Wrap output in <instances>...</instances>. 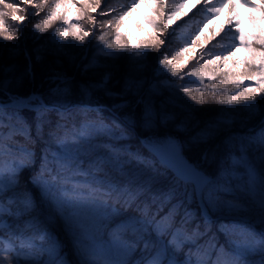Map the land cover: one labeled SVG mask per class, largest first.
<instances>
[{
	"label": "snow or ice",
	"instance_id": "obj_1",
	"mask_svg": "<svg viewBox=\"0 0 264 264\" xmlns=\"http://www.w3.org/2000/svg\"><path fill=\"white\" fill-rule=\"evenodd\" d=\"M189 0H127L126 4L119 7L106 6L101 9V0H0V38L7 41L19 39V33L24 30V22L29 20L31 11V26L33 32L44 33L56 21L61 22L52 33L53 38L67 39L69 36L83 43L86 38L93 37L97 42L100 52L107 57H119L126 51H130V58L136 62V71H142L144 60L148 51L159 52L165 45L163 33L166 32L180 16L187 15ZM199 8L201 20L190 19L180 29L181 46L169 56L161 52L157 58L158 67L156 75L171 73L177 79L175 81H162L164 87L176 92L186 94L192 101L199 104L206 103L205 93H211L216 97L219 89L227 83L239 80L235 86L240 88L236 94L231 90L219 96L221 102L229 105L244 103L245 111L250 116L258 110L254 102L257 95H264V0H196L192 8ZM140 7L150 9V14L143 17V21L137 24L138 28L146 21L154 30L149 33L147 39L133 43L123 38L122 27L132 14ZM76 9L72 18L70 9ZM47 9V11H46ZM227 9V15L223 24L213 33L211 39L220 36L221 42L213 47L223 51L205 52L203 49L197 54V63L184 73L181 67L173 64V61L188 51L191 45H195L203 34V29L208 23L219 19L221 13ZM44 13L41 17L40 14ZM98 16L109 17L98 20ZM38 18V19H36ZM9 21L15 22L10 24ZM196 24V32L184 33ZM87 25V27H85ZM66 26V27H65ZM246 29H251L247 31ZM228 40V44L222 41ZM58 47L63 50L65 45L57 41ZM255 45H259L256 47ZM7 47V46H5ZM15 51L19 45L11 46ZM246 51L243 59H234L237 52ZM114 50V51H110ZM207 56V59L204 57ZM37 55V59H39ZM203 60V63L200 61ZM229 61L232 66L229 67ZM206 65H215L218 69L223 66L224 77L219 83L205 85L203 69ZM88 67H101L98 62H93ZM242 67L243 71H236ZM183 73V74H182ZM213 73L207 76L209 82L213 81ZM185 76L196 78L191 83L200 86L192 87L185 82ZM61 77L57 74L56 79ZM110 78L109 73H104L97 86L106 84ZM243 81H254V84L243 85ZM161 84H151L149 91L158 93ZM144 86V80L130 78L126 82V89L139 91ZM65 90L57 88L54 92L59 95ZM173 102L172 98L168 103ZM252 102V103H245ZM33 101L28 100L24 107L31 108ZM22 98L16 97L11 107L19 109ZM63 106V105H61ZM38 134L42 132L46 113L56 110V104L51 106L37 105ZM85 110V116L87 117ZM59 121L55 128L49 132L59 147V151L52 153L53 159H49V152L45 150L39 173L33 177V184L38 186L56 210V213L65 220L72 232L78 264H131L130 257L138 250L142 257L137 264H193L191 250L188 257L180 259V253L184 246L193 241L199 234V228L189 233L186 228H173L178 209L173 206L164 217L150 216L147 206L142 210L141 218L130 217L116 223L105 239L104 233L108 227L107 221L115 215V209L111 213L107 209L110 202L121 200L126 206L135 204L138 191L133 190L136 183L134 178L127 182H121L109 177L106 166L120 167L122 149L115 145H105L108 156L97 160H89L87 169L83 168L86 157H90L97 145L94 141L100 131L112 133V127L104 125L102 121L85 119L77 129L73 126L72 134L66 129L69 113H58ZM146 119L168 122L176 118V113L168 108L157 112L149 102L145 107ZM13 119L15 122L13 123ZM8 121V123L5 122ZM228 121H225L227 123ZM118 127V126H115ZM7 129V132L4 130ZM61 129L65 130L63 136L59 135ZM30 128L23 117L18 114L9 115L5 107L0 106V264H69L62 255L61 245L48 229L44 228L39 219L33 215L36 211V201L27 191H20V173L30 166L34 160V152L23 145H18L19 155L13 153L11 147L5 143L14 137L24 136L31 139ZM127 134L125 129L119 130V136ZM210 133L208 131L198 134L193 140L204 139ZM168 150L173 154L176 145L169 142ZM12 156L5 164L3 156ZM229 163L224 168L223 174L242 184V191L247 200H233L228 202V207L233 210L244 209L258 213L264 222V126L259 130H253L248 135L240 138L239 147L230 152ZM122 172V169H121ZM103 173V176L97 175ZM77 176L92 177V179L77 180ZM179 180L191 183L194 192L202 199L206 194L210 197V189L213 181L206 175L195 169H184L178 173ZM213 201L209 199V203ZM184 224L188 223L187 217ZM226 228L228 226H225ZM238 232L243 238L238 246V251L215 249V259L209 253H200L197 249L196 264H250L247 257L259 252L262 256L260 264H264V232H255L245 226H235L229 229ZM155 234V238H153ZM170 235L171 239H165ZM141 243L143 247L140 248Z\"/></svg>",
	"mask_w": 264,
	"mask_h": 264
},
{
	"label": "trees",
	"instance_id": "obj_2",
	"mask_svg": "<svg viewBox=\"0 0 264 264\" xmlns=\"http://www.w3.org/2000/svg\"><path fill=\"white\" fill-rule=\"evenodd\" d=\"M49 2L51 3L52 0H49ZM105 2H108V6L119 7L121 4H126L127 0L126 2L121 1L119 5H116L112 0H101V6ZM191 2L195 4L196 0H191ZM199 8V5L196 8H191V11L170 29L173 33L168 49L165 50L169 56L181 46L180 29L190 19H202ZM75 13V8L70 9L73 19ZM136 14L138 21L141 22L145 15L150 14V9L140 7L136 10ZM223 15H227V9H225ZM40 16L43 17L44 13H41ZM108 18L104 16L97 17L98 20ZM224 20L220 18L208 23L196 44L205 41L208 50L206 52L223 51V49L214 48L213 46L221 42V36L224 34L221 33L215 39H211V37L219 26L224 23ZM31 22H29L26 32L28 36L25 37L23 45L15 51L12 50L11 46L5 47L7 40L0 38V99L6 98L7 94L22 98L38 94L44 104L49 106L56 104V110L46 113L42 132L38 134L36 110L6 108L7 113L22 116L28 122L27 125L31 130L30 140L17 136L18 142L13 143L14 146L11 149L23 145L34 152V160L40 158L41 162L45 150L49 152V157L52 156V153L58 152L59 147L49 135V132L55 128L54 123L59 121L57 116L59 109L73 108V116L79 125L86 118L97 122L102 121L104 125L112 127L116 134L112 138H105L100 133L97 135L96 140H102L103 142H94L98 147L95 148L90 157L85 158L83 168H88L89 160L107 157L108 151L104 147V143L106 140L111 141L112 145L124 151L121 154L120 167L108 165L106 166V172L109 177L121 182V184L127 182L130 178H134L136 183L133 185V190L138 191L137 200L130 207L124 205L122 200L119 203L115 200L110 202L111 206L107 211L111 213L115 209V215L107 221L108 227L104 233L105 239H108V233L115 227L116 223L130 217L141 218L142 210L146 206L149 209L150 216L155 215L157 218L166 216L169 209L175 206L178 211L173 228H186L189 233L195 231L197 227L199 228V234L195 236L193 241L187 243L179 254L181 260L188 257L190 250L195 253L192 256L193 264H196L197 255H199L197 249L200 250V253L211 254L213 259H215V249L238 251V246L243 238L238 232L229 229L235 226H245L247 228L249 226L240 220L218 219V217L223 214L239 216L247 214L259 216V214L244 209L233 210L228 207V202L233 200L243 202L247 200V197L242 191V184L229 176H225L222 170L228 166L230 152L239 147L240 138L248 135L253 130H259V125L264 122V95L255 97L254 102L258 105V110L251 116L245 111L244 103L229 105L219 100V96L227 94L229 89L231 94L238 93L240 88H237L235 84L239 83V80H234L227 83L225 87L220 88L216 97H212L210 91L206 92V103L199 104L192 101L186 94L176 92L161 84L165 80L175 81L177 79L171 73L156 75L157 58L160 57L161 52L165 51L147 50L148 56L143 62V70L138 72L136 71V62L130 58V51H126L124 55L119 57H107L100 52L97 42L91 36L86 38L83 43L71 36L67 39L53 38L52 33L57 27L61 26L60 21L54 22L44 33H34ZM9 23L11 24V21ZM142 25L145 27L146 33L138 37L135 42L131 41L122 27L123 38L133 43L147 39L149 33L154 30L150 25H147L146 21ZM196 27L195 23L191 24L184 36H187L188 33H195ZM246 30L251 31V29ZM57 41L68 47L61 50L57 45ZM222 42L224 44L229 43L228 40ZM255 46L259 47V45ZM4 47L6 49H3ZM188 51L182 53L180 57L174 60L173 64L181 67L178 66V63L188 55ZM37 55H39V59H37ZM246 55V51L242 49L234 59H243ZM94 61L98 62L101 67H88ZM200 63H203V61H200ZM194 66L199 65L191 60L184 67V73H187ZM231 66L232 62L229 61V67ZM97 71H106L110 74L107 83L99 87L97 84L101 78L89 76V74ZM236 71H243V68L239 67ZM213 73L218 74L215 75L213 81L209 82L207 76ZM57 74L63 75L66 79L51 89L54 84L47 82L46 78ZM203 75L205 76L206 86L211 83H219L221 79H225L223 66L218 69L215 65H206L203 69ZM130 78L143 79V88L139 91L134 88L127 90L126 82ZM193 80H196V78L185 76V82L189 83L190 86H200L198 83H191ZM250 83L254 84V81H243V85ZM151 84H161L160 91L158 93L150 92L149 86ZM57 88L65 91L57 95L54 92ZM170 98L173 100L171 104L168 103ZM36 102L40 103L38 100ZM149 102L157 112L163 111L164 108L174 111L176 118L166 123L155 119L149 122L145 115V107ZM82 106H88L86 109L88 110L87 117L81 116ZM225 121L228 122L225 123ZM117 125L120 128L115 127ZM120 129H125L127 134L120 137ZM43 131H45V134H43ZM206 131L210 134L204 139L194 142V137ZM64 133L65 131L61 129L59 135L63 136ZM141 139L157 145H162L163 141L167 140L175 141L178 143L184 158L195 165L200 173L208 176L213 181L210 189L211 196L209 197L206 194L203 198L208 210V218L204 216L198 204L193 185L179 180L162 164H159L155 157L143 146ZM146 159H153L155 163L153 165L148 164L145 161ZM31 165H34V162ZM40 165L36 170L37 173L40 171ZM30 166L24 168L20 173L19 190L27 191L33 196L37 205L33 215L39 219L44 228L48 229L58 239L62 255L65 256L69 264H76L74 259L77 256L72 246V234L65 220L46 206L43 193L32 182L35 176L31 175L32 171L28 170ZM97 175L102 177L103 173ZM84 178L92 179V177ZM209 199L213 202L209 203ZM186 213H189L190 216L187 217L188 223L184 224ZM253 221L256 222L255 226L258 231L264 232V222L261 220ZM153 238H155V234H153ZM165 239H171V236L168 235ZM142 247L143 244L141 243L140 248ZM141 257L142 253L138 250L130 257L131 264H137ZM247 259L250 264H260L262 256L259 252H256L250 254Z\"/></svg>",
	"mask_w": 264,
	"mask_h": 264
},
{
	"label": "rangeland",
	"instance_id": "obj_3",
	"mask_svg": "<svg viewBox=\"0 0 264 264\" xmlns=\"http://www.w3.org/2000/svg\"><path fill=\"white\" fill-rule=\"evenodd\" d=\"M106 1V0H105ZM107 1H109V0H107ZM111 1V0H110ZM121 1H124V2H126V0H112V2H114L116 5H119L120 4V2ZM192 2H191V0H189V4H188V8H192ZM106 6H108V2H105V4L103 3V5L101 6V9H103L104 7H106ZM31 11H32V9H29V17H30V19L29 20H26L25 22H24V30L23 31H21L18 35H19V39H17V40H13V41H7V43H6V46L7 47H9V46H12V45H19V46H22L23 45V42L25 41V37H27L28 36V34L26 33L27 32V28H28V26H29V22L30 21H32V18H31ZM184 15L182 14L181 16H180V18L179 19H177L173 24H171L170 26H169V28H168V30L166 31V32H164L163 33V37L162 38H164L165 39V45H163L162 47H161V49H160V51L159 52H161V51H165V50H167L168 49V44H169V42H170V38H171V34L173 33V31L171 30L170 31V29L172 28V27H174L175 25H176V23L177 22H179V20L183 17ZM220 18H222V13H221V15H220V17H219V19ZM37 19V18H36ZM225 21V20H224ZM12 23H15V22H12L11 21V24ZM138 23H140L139 21H138V19H137V14H136V11L132 14V16L131 17H129L126 21H124L123 22V28L125 29V31L127 32V34L129 35V37H130V39H131V41H133V42H135L137 39H138V37H140L141 35H143V34H145L146 33V29H145V27L143 26V25H141V28H138L137 27V24ZM205 41H201L199 44H195V45H192L189 49V51H188V55L183 59V60H181V62H179L178 63V66L180 65V66H183L184 64H185V62H187V64L188 63H190L191 62V60L193 61V62H197V54L198 53H200L201 52V50L203 49V51H208L207 50V45H206V43H204ZM3 49H6L5 47L3 48ZM3 49H1V50H3ZM10 52H12L11 50H10ZM240 52V51H239ZM239 52H237V56H238V54H239ZM236 56V57H237ZM235 57V58H236ZM206 58H208L207 56H205L204 57V59H206ZM201 61H203V60H201ZM174 62V61H173ZM56 73V72H55ZM104 73H106V71H103V72H99V71H97V72H94V73H91V74H89V76H93V77H99V78H101L102 77V75L104 74ZM56 76L57 75H50V76H48L46 79L48 80L47 82H50L51 84H54L53 85V87H51V89H53L54 87H56L61 81H64V79H66L65 77H63V75H59L61 78L60 79H56ZM8 96L6 97V98H4V99H0V106H3V107H5V109L6 108H12L11 107V105H12V102H13V100L17 97V96H12V95H10V94H7ZM19 97V96H18ZM20 98H22V97H20ZM28 100H31V101H33L34 103H33V106L30 108V109H33V110H36L37 111V105H41L40 103H37L36 102V100H40V98H39V96H37L36 94H32V95H30V97H28V98H22V103H24V104H27L28 103ZM23 107L22 106H20V108L19 109H22ZM87 108L86 107H82V113H81V116L83 117V116H85V110H86ZM62 112H67V113H69V118H68V120L66 121V122H63V123H66V129H67V131H68V133H69V135H71L72 134V129H73V126H75V128H79L80 127V125L78 124V122H76L75 121V118H74V116H73V108H68V109H65V110H60L58 113H62ZM9 115H14V114H11V113H8ZM20 116V115H19ZM57 116L59 117V115L57 114ZM22 117V116H21ZM5 122L6 123H8V121L7 120H5ZM13 123L15 122V119H13V121H12ZM28 123V122H27ZM56 125V123H54V126ZM118 126V125H117ZM262 126H264V122H262L260 125H259V127L261 128ZM119 127V126H118ZM120 128V127H119ZM64 130V129H63ZM5 132H7V129H5L4 130ZM65 131V130H64ZM100 133V135L101 136H104L105 138L106 137H108V138H112V137H114L115 136V131L114 130H112V133H108V132H106V131H100L99 132ZM43 134H45V131H43ZM18 136H20V135H18ZM21 137H23L24 138V136H21ZM98 139V138H97ZM96 141H99V140H96L95 139V141L94 142H96ZM102 140H100L99 142H101ZM16 142H18V140H17V136L16 137H14L13 138V140H6L5 141V143L6 144H8L11 148L14 146V145H12L13 143H16ZM103 142V141H102ZM169 142H171V143H173V144H175L176 145V148L179 150V152H181L180 151V148H179V145H178V143H176L175 141H173V140H167V141H163V146L161 147V148H163L164 150L166 149V150H168V144H169ZM108 144H112L111 143V141H105V143H104V145H108ZM123 150V149H122ZM13 153L14 154H16V155H19V152H18V148H14L13 150ZM124 151V150H123ZM128 151V150H127ZM12 159V156H10V155H8L7 153L3 156V160H4V162H5V164H7L10 160ZM49 159L50 160H52L53 159V157L50 155V157H49ZM139 159L140 160H142V158L141 157H139ZM148 164H154L155 163V161L153 160V159H146L145 160ZM33 162H34V165H31L29 168H28V170L29 171H32V173H31V175H33V176H36L37 175V168H38V165L39 164H41L42 162L40 161V158H35V160H33ZM41 162V163H40ZM158 163H159V161H158ZM41 166V165H40ZM193 168H195V167H193ZM195 170H196V168H195ZM76 179L77 180H84V179H87V178H84V177H82V176H77L76 177ZM213 192L215 191V190H212ZM43 197H44V194H43ZM44 202H45V204H46V206L49 208V209H51L52 210V212H55L56 213V210H55V208L53 207V205H51L50 203H49V201L47 200V199H45V197H44ZM57 214V213H56ZM224 216H226V217H237V218H240V219H244L245 221H248V223H246V225H248L249 226V229H251V230H253V231H255L256 232V229L255 228H257L256 226H255V224H256V222L255 221H253V220H261V218H260V216H258V215H251V214H247V215H245V216H239V215H228V214H223ZM71 232V231H70ZM71 234H72V232H71ZM71 237L73 238V235H71ZM72 246H73V248H74V250H75V246H74V240L72 239ZM75 252H76V250H75ZM76 256H77V254H76ZM78 256H77V258H75L74 259V262L76 263V264H78Z\"/></svg>",
	"mask_w": 264,
	"mask_h": 264
},
{
	"label": "water",
	"instance_id": "obj_4",
	"mask_svg": "<svg viewBox=\"0 0 264 264\" xmlns=\"http://www.w3.org/2000/svg\"><path fill=\"white\" fill-rule=\"evenodd\" d=\"M145 147L151 153H153L159 159V161L162 164H164L167 169L171 170L177 177H178V173L180 171L184 170L181 167V165L177 164L170 156H168V154L164 150H162V149H160V148H158V147H156L154 145H145ZM196 196H197V199L200 202V206H201V208L203 210V213L207 216V210H206V208H205V206H204V204H203V202L201 200V197L198 194H196ZM220 218H226V217L221 216ZM233 219H238V218L236 217V218H233Z\"/></svg>",
	"mask_w": 264,
	"mask_h": 264
},
{
	"label": "bare ground",
	"instance_id": "obj_5",
	"mask_svg": "<svg viewBox=\"0 0 264 264\" xmlns=\"http://www.w3.org/2000/svg\"><path fill=\"white\" fill-rule=\"evenodd\" d=\"M166 152L177 164L181 165L183 169H195L182 157L178 149L174 154L170 150H166Z\"/></svg>",
	"mask_w": 264,
	"mask_h": 264
}]
</instances>
